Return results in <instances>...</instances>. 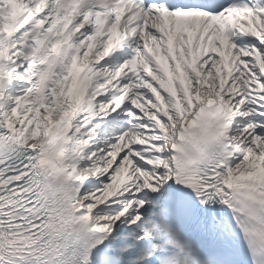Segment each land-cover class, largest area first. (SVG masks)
Listing matches in <instances>:
<instances>
[{
  "label": "snow or ice",
  "instance_id": "6c2138e0",
  "mask_svg": "<svg viewBox=\"0 0 264 264\" xmlns=\"http://www.w3.org/2000/svg\"><path fill=\"white\" fill-rule=\"evenodd\" d=\"M0 264H264V0H0Z\"/></svg>",
  "mask_w": 264,
  "mask_h": 264
}]
</instances>
